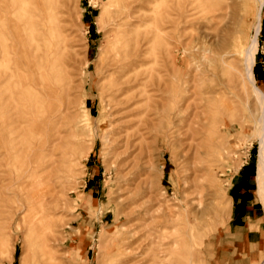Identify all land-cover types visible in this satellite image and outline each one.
Returning <instances> with one entry per match:
<instances>
[{
  "label": "rangeland",
  "instance_id": "rangeland-1",
  "mask_svg": "<svg viewBox=\"0 0 264 264\" xmlns=\"http://www.w3.org/2000/svg\"><path fill=\"white\" fill-rule=\"evenodd\" d=\"M174 1L153 0L149 22L126 29L139 82L120 93L108 0H0V264L247 263L228 187L247 163L261 201L259 107L215 53L224 22L206 17L227 3L251 17L255 2L186 0L189 17L173 27ZM257 42L264 93V5ZM68 81L73 122L59 126Z\"/></svg>",
  "mask_w": 264,
  "mask_h": 264
},
{
  "label": "bare ground",
  "instance_id": "bare-ground-1",
  "mask_svg": "<svg viewBox=\"0 0 264 264\" xmlns=\"http://www.w3.org/2000/svg\"><path fill=\"white\" fill-rule=\"evenodd\" d=\"M206 1L211 4V2H213L214 0H206ZM119 2H120L119 5H115L113 0H108L109 8L108 9L106 8L105 14L107 13V16H106V19L103 20V24L105 23L104 25L108 26V30H107L108 33H113V39L109 41L108 46H107V56H108V58L111 57L113 60V62L110 64V65H114V67L112 68L111 75H113V72H114L116 74V78L115 79L114 78L109 79V82L112 84V86L115 85L117 87L116 88L117 92L123 93V92H126L128 90H132V89L136 88L137 83L139 82L138 74H136V73L133 74L131 72L133 74L132 75L128 71L129 69L134 70V67L137 63V60H138L137 57L138 56L137 57H135V56L137 55L136 53H137V47H138L139 41L135 37L134 38L133 51L128 52L127 44H128V42H130V39L125 37V35H127L126 29L130 28V27L136 28V27L141 26L142 24H146L149 22V20L143 19V16L145 15L146 12H148L150 10L148 7L153 4V0H119ZM254 2H255V8H254V13L252 12L253 15L251 17L247 16V14H243V16L240 17V19H238V15H237L234 7L231 5V3H227L223 8L215 9L214 12L216 11L217 13H214L210 17H206V19H207V21L218 20V21L224 22V27L220 31V34L217 35L218 41L216 44L215 53L217 54L219 60L221 61L222 67L225 70L226 69L232 70L234 72V74L237 76V78L240 79L241 86L244 89L247 86L250 88L251 93H252V95H253L254 99L256 100L258 107H259V115H258L259 117L257 120V123L259 126L258 130H257L258 135L256 134L259 146H258V152H257L256 176L254 179H255V182L257 185L258 194L261 198V201H262L263 207H264V93L258 86H256V81L254 79L253 71H252V68H253V65L255 62V54L257 51V44H258L257 35L260 31L261 10H262V7L264 5V0H254ZM93 3H94V1H93ZM247 3L248 2H246V4ZM244 4H243V6L246 7V5H244ZM190 5L192 6V3H190ZM253 5H254V3H253ZM189 7L190 6L186 3V0H182V1L181 0H175L171 4V8H170L171 13H170V15H168L169 16L168 17V23H171L172 26L174 27L176 24H179L181 22H186L188 17H189V15L187 14L189 11V9H188ZM247 7H248V5H247ZM249 10H250V8H249ZM239 25L246 26L248 28V30H250V31L252 30L253 33L250 35L249 32H242V31L235 30L236 27ZM155 31H156L157 35L159 36V35H161L162 29H160L158 26H156ZM167 38H172V37L168 35ZM131 40H133V39H131ZM166 45H168L167 42H166ZM4 47H5V45L3 46V48ZM5 53H8V52H5ZM234 56L238 58V60L241 62L242 65H244L243 70L238 69L237 67L234 66V64H232L231 60H232V57L234 58ZM226 60H228V61L226 62ZM117 69H118V71H117ZM59 70H61V68H59ZM59 73H61V72H59ZM11 74H13V73H11ZM59 79L61 80V77ZM2 87H3V84H2ZM72 87H73L72 81L71 82L68 81L67 84L63 87L64 97H65L66 102L63 104L61 103L62 104L61 107L59 108V110H57L56 114L54 115V118L57 119L59 126L61 125L62 119H64L65 116L67 117L68 123L73 122L72 118L68 116L69 115V113H68V111H69L68 102H69V97H70L68 95V91ZM3 90H5V89H3ZM27 92H28L27 93V95H28L29 91H27ZM121 98H123V97H121ZM220 101H222V100H220ZM3 103H5V102H3ZM184 105H185V103H184ZM222 106H224V105H222ZM47 113H48V111H47ZM55 129H56V125H55ZM57 134H59V132H57ZM74 144H75V142H74ZM35 147L36 146H34V148ZM42 147H43V143H42ZM38 154H39V152H38ZM26 171H30L31 175L36 174L35 171L31 168L27 169ZM33 181H35V179ZM33 181H31V182H33ZM34 185L36 186V184H34ZM26 192H28V190L25 191V193ZM28 194H26V195L28 196ZM26 195H25V197H26ZM35 196H37V195H35ZM35 196H33V198H35ZM38 196H40V195L38 194ZM27 201H28V199H27ZM30 202H32V201H30ZM40 214L41 213H39L38 215H40ZM34 216H35V214H34ZM43 219H41L40 221H42Z\"/></svg>",
  "mask_w": 264,
  "mask_h": 264
},
{
  "label": "crops",
  "instance_id": "crops-1",
  "mask_svg": "<svg viewBox=\"0 0 264 264\" xmlns=\"http://www.w3.org/2000/svg\"><path fill=\"white\" fill-rule=\"evenodd\" d=\"M237 172L236 179L228 187L229 223L236 232L247 227L244 236L246 264H264V207L251 189L252 169L249 165L243 163Z\"/></svg>",
  "mask_w": 264,
  "mask_h": 264
}]
</instances>
